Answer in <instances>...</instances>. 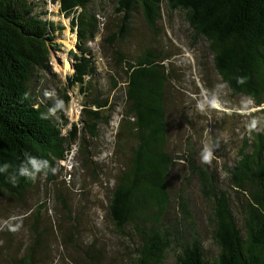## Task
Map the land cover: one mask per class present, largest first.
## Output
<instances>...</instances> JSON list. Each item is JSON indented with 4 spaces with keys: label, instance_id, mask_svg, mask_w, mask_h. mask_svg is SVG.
I'll return each mask as SVG.
<instances>
[{
    "label": "trees",
    "instance_id": "obj_1",
    "mask_svg": "<svg viewBox=\"0 0 264 264\" xmlns=\"http://www.w3.org/2000/svg\"><path fill=\"white\" fill-rule=\"evenodd\" d=\"M93 1L50 3H57L60 14L70 18V26L75 28L78 53H71L73 73L67 82L85 99L79 117L83 131L96 137L98 127L109 124L104 112L112 109L110 93L94 83L99 77L87 46L99 31V20L87 11ZM115 3L119 7L116 11L122 15L113 26L120 34L115 41L112 35L101 40L109 47L103 54L109 69L126 78L118 138L130 146L122 155L123 166L104 201V222L126 244L134 264H165L167 259L173 264H264V131L244 135L233 156L217 147L214 158L222 159L220 171L214 165L216 159L209 165L202 164V148H198L195 136L185 135L182 130L189 119L180 121V109L172 101L173 92H178L177 75H171V69L164 64L166 49L160 46L159 38H150L152 46L137 58L113 46V42L117 46L126 44L134 15L142 17L152 32H158L163 12L169 17L172 12H181L194 35L193 41L198 39L208 55L206 59L202 54L197 62L203 90L214 92L212 72L215 80L233 95L251 102L247 105L246 101L241 110L260 108L264 105V0ZM46 15L44 0H0V165H9L8 172L0 173V195L17 199L25 206L38 193L43 176L34 182L18 178L13 185L9 174H15L27 155L48 160L57 168L78 139L76 123L66 135L62 134L69 125L68 86L61 97L44 89L39 96L32 88L39 76L50 71L51 57L58 51L54 36L63 30L46 20ZM238 77H246V82L238 84ZM215 94L212 98L219 100ZM60 100L64 101V110L50 112ZM259 113L264 114V109L251 115ZM260 126L264 127V122ZM79 148L87 153L86 148ZM53 175L50 172L46 177L52 179ZM192 183L209 203V217L203 223L191 213L187 187ZM32 229L35 235L24 249L16 247L9 227L0 233V264L51 262L47 243L54 236L53 228L50 224L44 226L43 235ZM60 232L62 247L70 256V261L60 256L62 264H80L77 259L81 255L84 264H99L103 249L100 252L95 247L96 238L82 241L75 226L68 231L60 227ZM68 250L77 252V259Z\"/></svg>",
    "mask_w": 264,
    "mask_h": 264
},
{
    "label": "rangeland",
    "instance_id": "obj_2",
    "mask_svg": "<svg viewBox=\"0 0 264 264\" xmlns=\"http://www.w3.org/2000/svg\"><path fill=\"white\" fill-rule=\"evenodd\" d=\"M44 1H46L47 10L45 19L60 25L63 30L55 33L54 36L58 51L51 57L50 71L39 76L32 88L37 95L44 89L55 97H61L63 90L68 86L67 79L73 73L71 53H78L76 31L70 26V18L60 14L57 3L51 4L50 0ZM115 1L94 0L87 9L88 13L99 20L98 35L87 46L94 57L97 71L95 75L99 77L94 83H99L110 93L108 101L112 112H104L109 124L100 125L96 137H91L84 132L82 123H79V117L85 99L77 88L68 86L69 103L66 117L69 125L62 130V134L66 135L72 129L71 125L76 123L78 138L76 143L71 146L64 160L58 163V171L52 179L46 176L40 178L38 193L29 198L27 206L17 199L0 195V233L8 231V227L5 228L6 225L21 224L18 231H10L13 241L17 243L16 247L23 248L30 244L35 235L32 228H35L38 235L46 234L44 230L47 228L43 229L44 226L48 227L50 224L53 228L54 236L48 239L47 243L50 247L48 252L52 257L48 264H62L61 257L70 261V256L62 247L60 227L68 231L73 226L76 227L82 241L88 242V239L96 238L95 247L100 249V252L103 249L99 255V264H134L126 244L121 242L104 222L106 212L104 201L107 200V193L113 186L120 167L123 166L122 161L125 157L122 155L128 151V144L130 146V143H124L118 138L120 137L119 124L125 106L126 78L125 75H120V72L118 74L109 69L103 57L109 47L107 43L102 44L101 40L103 36L112 35L115 41L120 34L115 32L117 29L113 26L122 15L116 11L119 7ZM163 17L157 27L158 32H152L147 28L142 17L138 14L134 15L128 41L120 46L113 42L114 48L127 56L137 58L152 46L150 38L153 36L159 38L160 46L166 49L163 52L166 56L164 64L171 69V75H177L175 83L178 92H173L172 101L180 109L178 111L179 116L182 117L180 121L184 118L189 119L182 127L185 135L192 133L199 149L204 144H218V148H223L229 156L235 155L240 140L250 132L247 129L248 122L254 117L264 122V114L251 115L264 109V105L260 108H252L250 111L241 110L242 106L251 105V102L240 95H233L220 81L215 80L213 76L215 73L212 72L210 75L214 92L208 94L204 91L202 81L198 79L197 62L202 54L208 59V55L204 52L205 46L198 39L193 41L194 35L185 22L183 13L172 12L169 17L166 12H163ZM153 44L156 46L155 42ZM215 92L219 96L217 100L219 107L213 110L209 108V104L213 100L212 96L216 97ZM201 103L204 105L203 113L197 108V105ZM178 135L179 129L173 136ZM79 146L86 148L87 153H83ZM215 152H217L216 149L214 156ZM86 156L88 160L85 159ZM213 159H216L214 165L220 171L222 159ZM174 186L179 190L178 182H175ZM187 196L190 200L191 213L195 215L199 223H203L209 217L206 207L209 203L200 197L193 183L187 187ZM44 219L50 220L44 223ZM70 248L75 251L71 246ZM68 252L73 258L77 253L71 250ZM77 260L80 264H84L82 255ZM165 264L173 263L171 259H167Z\"/></svg>",
    "mask_w": 264,
    "mask_h": 264
},
{
    "label": "clouds",
    "instance_id": "obj_3",
    "mask_svg": "<svg viewBox=\"0 0 264 264\" xmlns=\"http://www.w3.org/2000/svg\"><path fill=\"white\" fill-rule=\"evenodd\" d=\"M246 82V77H238L237 83L238 84H244ZM64 101L60 100L57 102L56 108L50 109L49 111L52 113H55L57 109L61 110V112L64 110ZM219 107L218 102L216 99H213L210 104L209 108L215 110ZM197 108L201 113L204 112V105L203 103L198 104ZM251 109H248L250 111ZM262 121L254 117L251 119L247 124V129L251 131H264V127H261ZM218 147V144H204L202 147V150L200 152V162L202 164L209 165L211 164L212 159L214 158V151ZM9 165L3 164L0 165V173H6L8 172ZM58 171L56 167H53L50 165L48 160L44 159H37L36 157H33L31 155H27L25 160L21 162L17 169L15 174H9V181L15 185L18 178H25L32 180L33 182L37 179L38 176H47L50 172L52 174H55ZM7 223V222H6ZM9 230L12 232H16L21 227V224L17 223L15 226L9 225ZM2 243V241H0Z\"/></svg>",
    "mask_w": 264,
    "mask_h": 264
},
{
    "label": "water",
    "instance_id": "obj_4",
    "mask_svg": "<svg viewBox=\"0 0 264 264\" xmlns=\"http://www.w3.org/2000/svg\"><path fill=\"white\" fill-rule=\"evenodd\" d=\"M53 56H54V54H53Z\"/></svg>",
    "mask_w": 264,
    "mask_h": 264
}]
</instances>
